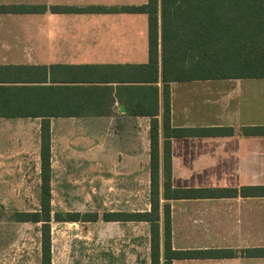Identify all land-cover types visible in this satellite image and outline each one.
<instances>
[{"label":"crops","instance_id":"crops-1","mask_svg":"<svg viewBox=\"0 0 264 264\" xmlns=\"http://www.w3.org/2000/svg\"><path fill=\"white\" fill-rule=\"evenodd\" d=\"M146 3L0 0V88H9L11 111L28 114L29 89L35 86L50 88L51 94L54 90L50 99L67 117L49 119L51 142L56 134L58 147L68 148L74 162L83 157L104 164L107 182L131 180L138 187L141 180L147 208L140 212L150 208L152 118L158 122L160 147L164 140L161 30L155 64L149 60L147 16L119 9ZM12 6L18 9L2 10ZM253 79L261 78L210 80L202 73L201 78L168 83L171 127L196 131L170 140L171 186L220 194L161 199V206H170L172 249L235 252L232 258L172 264H264V256L254 255L264 250V136L243 131L264 126L258 94L243 84ZM41 122L0 117V178L21 171L17 165L27 164L35 145L40 152ZM208 129L232 133L205 136L202 131ZM226 191L234 194L222 195Z\"/></svg>","mask_w":264,"mask_h":264},{"label":"trees","instance_id":"trees-1","mask_svg":"<svg viewBox=\"0 0 264 264\" xmlns=\"http://www.w3.org/2000/svg\"><path fill=\"white\" fill-rule=\"evenodd\" d=\"M15 6L3 11L17 10ZM40 9V8H39ZM44 9V8H42ZM56 9V8H55ZM59 9V8H58ZM35 12L38 9H34ZM57 10V9H56ZM98 10L102 11L101 8ZM123 12L147 16L149 60H157L158 29L161 30L163 142L160 147L159 127L151 119L149 131V206L143 212H107L104 222H143L149 225V264H172L174 260L232 258V250L175 251L171 246L170 206H161V199H193L218 196L208 190H180L171 186V138L193 136L195 130L175 129L170 124L169 90L171 81L204 79L264 78V0H147L141 6H129ZM34 70H40L35 68ZM38 72V71H35ZM28 102V114H14L9 88H0V117L41 118L40 130V194L39 209L16 213L17 222L40 225L39 264H51L50 222H86L98 220L97 213L51 214V145L49 119L67 117L57 112L55 91L35 86ZM25 104L23 103V108ZM25 112V111H24ZM156 114L152 115L154 117ZM246 135L264 136V126L246 128ZM205 136L230 135L231 129H208ZM162 187V195H161ZM234 194L226 191L222 195ZM254 255L264 256V250Z\"/></svg>","mask_w":264,"mask_h":264},{"label":"rangeland","instance_id":"rangeland-1","mask_svg":"<svg viewBox=\"0 0 264 264\" xmlns=\"http://www.w3.org/2000/svg\"><path fill=\"white\" fill-rule=\"evenodd\" d=\"M243 84L252 85L259 97L258 110L264 112V78L245 80ZM51 145L52 216L98 214V220L92 223L51 220V264H149L148 224L102 220L107 212L145 210L147 197L143 194V182L137 181L138 187L131 180L124 184L120 180L107 182L104 164H91L83 161V157L74 162L68 148L58 147L56 134ZM32 149L27 164L17 165L21 171L0 178V264H39L40 261V225L17 222L15 216L39 209V150L37 145ZM9 158L13 168L11 154ZM117 185L123 188L120 193L116 191Z\"/></svg>","mask_w":264,"mask_h":264}]
</instances>
